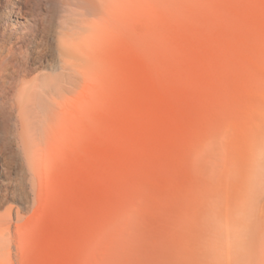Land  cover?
<instances>
[{"label": "rangeland", "instance_id": "obj_1", "mask_svg": "<svg viewBox=\"0 0 264 264\" xmlns=\"http://www.w3.org/2000/svg\"><path fill=\"white\" fill-rule=\"evenodd\" d=\"M104 24L64 93L9 264H264V0H82Z\"/></svg>", "mask_w": 264, "mask_h": 264}, {"label": "bare ground", "instance_id": "obj_2", "mask_svg": "<svg viewBox=\"0 0 264 264\" xmlns=\"http://www.w3.org/2000/svg\"><path fill=\"white\" fill-rule=\"evenodd\" d=\"M82 0H0V190L30 205L31 178L55 133L64 93L76 102L90 51L105 27ZM109 10L110 0H100ZM4 221L0 217V229ZM14 239L0 234V264L16 261Z\"/></svg>", "mask_w": 264, "mask_h": 264}]
</instances>
